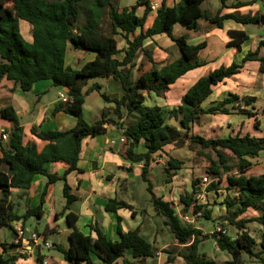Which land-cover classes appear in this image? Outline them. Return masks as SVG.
<instances>
[{"label": "trees", "instance_id": "obj_1", "mask_svg": "<svg viewBox=\"0 0 264 264\" xmlns=\"http://www.w3.org/2000/svg\"><path fill=\"white\" fill-rule=\"evenodd\" d=\"M115 1L117 0H0V87L5 78L13 80L15 88L19 87L23 91H30L37 81L52 80L54 86L65 88L69 96V100L57 106L54 112L63 110L77 119L76 124L66 130L32 128L33 135L43 141V144H38L36 139L26 140L24 126L13 105L0 109V116L13 123L9 130H5L9 139H0V230L5 227L13 228L15 221H23L25 228V222L30 217L42 219L49 186L62 181L66 205L61 215H66L67 225L71 229L70 246L56 244L55 247L69 264H95L94 257L100 258L105 264H115L119 259H123V264H136L137 261L156 257L159 250L142 234L141 225L125 231L122 226L123 218L118 216V240L110 239L98 227H93L97 233L93 237L79 229V215L71 210V205L79 200V196L71 192L68 176L75 171L84 172L79 167L83 140L105 134L107 126L113 125L121 129L126 139L125 159L142 164L141 178L147 183L151 205L164 217L165 224L183 247L181 250H165L169 254V263L181 256L187 264H217L213 258L200 252V244L205 239L212 238L221 250L231 255L232 259L228 264H246L245 255L264 264V173L248 175L253 165L250 158L264 150V138L252 134L206 138L192 133L193 125L199 121L202 113L233 111L255 118V126L259 129L261 121L260 112L255 107L256 97L241 98L237 94H229L208 109L203 108L202 104L212 94L214 85L241 72L246 61L258 59L261 69L264 70V57L260 56L264 39L255 51L248 52L242 63L222 65L201 76L186 91L181 104L169 112L170 118L177 120L178 125L168 123L162 106L146 103L147 95L153 93L165 97L178 78L204 64L199 57L207 43H189L186 35L174 34L175 25L197 30L202 19L219 27H223L226 19H234L244 25H259L264 24V13L241 14L235 11L222 14L220 10L212 15L202 7L206 0H180L174 6H168L164 0L156 11L152 25L147 27L152 11L149 1L138 0L136 5L123 9ZM221 1L224 7L227 0ZM251 3L238 1L233 7L239 8ZM140 4L146 5L143 14L138 12ZM106 9L111 21L108 29L102 28V14ZM21 21H27L32 26V40L26 39L22 34ZM159 34H166L181 52L179 58L163 67H158L152 52L146 48V41ZM117 35L125 39L124 49L119 47ZM229 35V45L237 49H241L242 44L250 39L244 30L232 29L229 30ZM71 46L75 50L95 53L96 57L80 69L73 68L66 61ZM140 52H144L152 64L135 79L133 71ZM98 77L117 80L122 88L121 97H112L102 91L103 85L98 82L88 87L89 81ZM86 87L88 88L85 90ZM93 91L100 92L107 103L115 104V118L108 117L103 112L102 117L94 123L86 120L84 105L87 95ZM262 113L264 114V109ZM133 114L136 117L132 122L119 124L127 115ZM196 144L202 149L213 151L205 154L210 161L207 173L214 178L218 177V180H214L208 189L218 191L226 177L227 189L239 191L238 196L228 202L229 206L236 207L225 218L237 227L238 233L235 237L228 234L225 228L206 234L194 224L185 222L177 213L174 204L154 190L149 172L152 163L157 161L154 160L155 156H163L168 146H188L193 149ZM139 147L145 148V151L138 152ZM227 150L233 153L236 161H230ZM200 154L203 153L200 151ZM61 161L68 164L64 173L50 171L48 163ZM183 165L182 160L170 157L166 172L180 169ZM37 175L48 178L41 201L38 206L29 207L25 213L19 214L15 211L12 200L13 191L30 189ZM112 177L109 175L108 179ZM199 182L200 178L194 179L192 191L181 196L183 212H192L211 219L212 210L197 203L195 198ZM123 208L132 211L133 217L141 212L146 214V209L138 211L133 204L119 198L108 199L105 206L109 212H117ZM250 209L258 211L259 215L254 218L242 217ZM251 221H257L263 226L260 242H257L248 229ZM6 245L2 243L3 251ZM24 256L25 254L6 257L0 252V264H15L19 257ZM39 261L44 264L41 254Z\"/></svg>", "mask_w": 264, "mask_h": 264}, {"label": "crops", "instance_id": "obj_2", "mask_svg": "<svg viewBox=\"0 0 264 264\" xmlns=\"http://www.w3.org/2000/svg\"><path fill=\"white\" fill-rule=\"evenodd\" d=\"M152 1L158 8L164 0ZM165 1L168 6H174L180 2V0ZM207 1L210 0H206L202 4L203 8ZM238 1H251L252 3L251 5L239 8L233 7L234 3ZM128 2L133 6L137 4L138 0H128ZM212 2L214 3L215 0ZM261 2H264V0H227L224 7L222 6L221 0H216L215 6L211 2L207 3H211V12L209 11V13L212 15L217 14L220 10H222V14L235 11L241 14H263L264 9L261 7ZM131 5L129 7H132ZM145 7V4H140L138 6V12L140 13L141 11L142 13L140 14H143ZM156 11L157 9H152L148 21L152 18L153 23L157 14ZM152 23L149 26H151ZM20 25L21 28L22 26L24 27V31L28 35L27 39L32 40V32L30 34L28 31L31 25L26 23L23 24L22 21ZM149 26L147 25V27ZM257 26L258 28L264 29V24H259ZM232 29L244 30L250 36V39L242 44L241 49L229 45L231 41L229 30ZM174 34L177 36L186 35L189 43L194 45L201 42L207 43L206 47L200 52V57L203 58L201 61H203L204 64L191 69L185 75L178 78L177 81L171 85L170 91H168L171 92L173 96L179 98L180 104L186 91L201 76L208 74L210 71L222 65L229 66L233 62L242 63L248 52L255 51L260 41L264 39V34H258L256 31H249L244 24L234 19H226L223 22V27H219L208 20L202 19L200 21V27L197 30L177 24L174 27ZM156 36L163 37L164 40L170 41V46L176 45L166 34H159ZM71 50L74 51L76 63H80V65L76 67L69 61V53L67 54L66 61L68 65L76 69L82 68L84 64L96 57L95 53L80 52L73 48ZM260 56L264 57V46L260 49ZM62 90L63 91H58L53 81L46 79L37 81L30 91H23L19 87L15 88L13 80L5 78L0 87V109L8 105H13L19 113L21 123L24 126L26 140L36 139L38 144H43V141L33 135L32 128H37L39 130H66L72 128L77 122L74 116L67 114L63 110L57 113L54 112L55 108L63 103L60 99V94L66 93V90L65 88ZM229 94H237L241 98L244 96L256 97L255 107L260 112L259 119L261 121L259 129L255 126V118L249 117L245 113L233 111L231 113H202L199 121L193 125L192 133L206 138H224L236 135L244 136L246 134L264 138V114L262 113L264 109V70L261 69V62L258 59L246 61L241 72L214 85L212 94L203 102L202 107L208 109L226 98ZM121 95L116 94V96L112 97H121ZM242 107L246 106L242 105ZM12 125L13 123L11 120L0 116V139L2 132L9 130ZM122 137L123 136L115 126L111 125L110 127L108 125L105 134L98 135L97 137H87L83 140L79 167L82 168L84 172L80 173L75 171L68 176V181L72 187L71 192L79 196V200L71 205V210L79 215L77 225L85 234H91L93 237H96L97 233L93 230V227H98L110 239L118 240V216H121L123 218L122 226L125 231L135 229L141 225L142 234L150 242L157 247L160 245L165 247L168 243L160 235V233L163 232L162 228L161 231L156 229L153 234L147 233L148 229L146 225H148L149 222L154 223L158 220L156 216L158 213L153 206L150 205L146 210L147 217L145 218H143L140 213H137L136 217H133L132 211L129 209L123 208L119 209L117 212H109L105 209L107 201L110 198L124 199L133 204L137 210L140 208V204L137 202V200L140 201V199H134L131 183L128 182L129 184L127 186L125 184L126 193H122L120 190L119 183L131 177L127 169L131 168L132 164V162L126 160L125 156H123L124 147L122 150V142L120 141ZM112 140H114L115 143L112 144ZM175 148L174 146H168L166 148L167 152L164 153V155L168 158L172 157L171 151ZM137 151H145V148L139 147ZM1 156L2 151L0 149V157ZM250 160L253 162V165L248 175L263 174L264 150L256 157L250 158ZM48 167L50 171L62 174L68 168V164L61 161L48 163ZM137 167L139 166L134 168L135 174H139L137 171L139 168ZM204 174L205 172L202 173V175ZM109 175L113 176L112 179H108ZM47 181L48 178L46 176L37 175L30 189H15L12 195L15 211L19 214H23L29 207L34 208L38 206ZM222 184L227 188L226 177L220 185ZM63 186L64 183L62 181L50 185L45 196L46 202L44 204L45 213L43 218L38 220L35 217H30L25 222L24 229L27 233L26 235L28 236L29 233L36 232L42 236L40 241L35 243L33 240H29L21 244H17L14 241L16 238V228L18 226L23 227V221H15L13 222V228L9 227L13 236L11 240L0 237V252H3L6 257L25 254L24 257H19L15 264H40V254L44 257V264H69L63 255L54 248L56 244H61L64 247L70 246V240L68 243L64 241V236H68L69 239L71 229L67 225L66 215H61L66 205ZM212 191L218 192L215 190ZM228 191L233 193V198L237 197L239 194V191L236 189ZM242 217L244 216L242 215ZM34 225L35 227H33ZM42 240L53 244L54 247L46 248L44 244L40 243ZM2 243L7 244L4 251ZM173 244L179 245L177 243ZM45 250H49L50 253L47 254ZM161 253L162 252L159 251L157 253V255H159L158 257L137 261L136 264H150L157 259L162 261L163 256H160ZM94 262L95 264H105L98 257H94ZM174 262L187 264L181 256H177ZM115 264H123V259H119Z\"/></svg>", "mask_w": 264, "mask_h": 264}, {"label": "rangeland", "instance_id": "obj_3", "mask_svg": "<svg viewBox=\"0 0 264 264\" xmlns=\"http://www.w3.org/2000/svg\"><path fill=\"white\" fill-rule=\"evenodd\" d=\"M213 0L207 1L211 2L213 5L216 3L212 2ZM205 3L204 9L208 12H211V3ZM115 4L120 8L123 9L124 7H129L131 4L128 0H117ZM132 6V5H131ZM215 6V5H214ZM261 7L264 9V2H261ZM140 13H142L140 11ZM23 24L30 25L27 21H22ZM152 23V18L149 19L147 25L149 26ZM111 26V21L108 15V9H106L102 14V28L108 29ZM249 31H256L258 34H264L263 28H258L257 25L247 24L245 25ZM22 34L27 39L28 35L24 31V27L21 28ZM31 34L32 26H29L28 30ZM117 39L119 40V47L124 49L126 47V41L121 35H117ZM170 41H166L163 37L155 36L152 39H148L146 41V48L152 52L153 57L155 58L158 67H163L174 60H176L180 55L181 52L178 49L177 45L170 46ZM72 49V48H71ZM82 52L81 50H79ZM203 59L200 57V60ZM69 61L78 67L80 63H76V57L74 55V51H69ZM151 62L149 58L146 56L144 52H140L136 58V65L134 67V78L136 79L141 72L148 70L151 67ZM205 75V74H204ZM98 82L103 85L102 91L107 92L111 96H116L122 94V88L118 81L113 78L104 79V78H95L89 81V86ZM86 87L85 90L88 88ZM63 88L57 87V90L63 91ZM169 94V95H168ZM148 105H160L163 107L165 114L168 119V123L173 125H178V121L174 118H170L169 112L172 108L177 107L180 104L179 98L173 96L171 92H168L165 97H159L156 94L147 95V102ZM85 108V118L89 123H94L98 119L102 117L103 112H106V115L111 118H115L116 115L114 113L115 104L114 103H107L100 92L93 91L92 93L87 95L86 103L84 105ZM136 115H127L124 120H120L119 124H126L130 123L135 119ZM111 127V125H109ZM116 127V126H115ZM118 131L123 136L121 129L116 127ZM121 149L123 150L124 143L121 144ZM200 151L203 154H200ZM199 152V153H198ZM213 151L211 149H202L198 144L194 145L193 149L185 146L183 148H175L171 151L172 157H175L179 160L184 162V165L180 169H172L170 173L166 172V168L168 166V157L164 156H155L154 161L151 165V170L149 172V177L151 178L154 184V190L165 197V199L171 201L174 204V207L177 213L182 217L185 222H190L194 224L196 227L200 228L204 233L210 234L214 231L221 230L225 228L232 237H235L238 233V229L235 225L230 224L226 221V216L232 214L236 205L229 206L228 202L233 201V193L229 192L225 185H219L218 192H211L207 193L203 204L207 206L210 210H212V217L211 219H207L200 214L195 215L192 212L184 213V205L181 201V196L185 195L186 193H190L192 191V182L194 179L201 178V176H205L206 171L209 167L210 161L208 157L205 155L207 153L211 154ZM230 157V161H236L235 156L229 150L226 151ZM124 156V155H123ZM213 156L216 157V154L213 153ZM141 163H132L131 168L127 169L130 173V179L122 180L119 183L120 190L122 193H126L125 184L126 186L131 183V190L132 194L135 198H139L137 202L140 204V208L138 211L146 208V210L150 207V193L147 190V183L144 182L141 178ZM139 166L137 171L139 174H135L134 168ZM202 175V173H204ZM171 174V175H170ZM225 177V176H224ZM211 179L214 178L211 176ZM129 182V183H128ZM121 184V185H120ZM197 198V197H196ZM136 202V203H137ZM152 206V205H151ZM143 218L147 217V214L140 213ZM259 215V212L253 209H250L246 212L243 216L248 218H254ZM158 220L154 223L149 222L147 227V233L153 234L156 229L163 232L160 235L164 238V240L168 243L167 246L162 247L156 246L159 251H161V255L163 256V260L157 259L156 261L151 262L150 264H179V262L169 263L167 261L168 253L165 251L166 249L177 248L181 250L183 247L181 245H175L173 243H177V239L175 238L174 234L170 231L169 227L164 222V217L160 214L156 215ZM147 223V222H146ZM35 227V225L33 226ZM248 229L251 234L257 239V242H260L263 226L257 221H251L248 223ZM0 237L6 238L7 240H11L13 238L12 232L8 227L3 228L0 231ZM57 240V239H56ZM64 241L66 243L69 242L68 236H64ZM54 247V246H53ZM51 247V248H53ZM56 248V247H54ZM259 248V245L256 247ZM48 254L50 253L49 250H45ZM53 252V251H52ZM200 252L202 254H206L207 257L213 258L217 264H228L231 261V255L221 250L216 241L212 238L205 239L200 244ZM175 254H171L173 256ZM157 255L156 257H158ZM165 256V257H164ZM246 260V264H260V262L256 258H250L247 255L244 256ZM165 261V262H164ZM183 264V263H182Z\"/></svg>", "mask_w": 264, "mask_h": 264}, {"label": "built area", "instance_id": "obj_4", "mask_svg": "<svg viewBox=\"0 0 264 264\" xmlns=\"http://www.w3.org/2000/svg\"><path fill=\"white\" fill-rule=\"evenodd\" d=\"M150 2V5L152 7V9L156 10L158 9L156 4L152 1V0H147ZM60 99L63 102H67L69 100V96L66 93H61L60 94ZM1 137L4 141H7L9 139V134L7 132H2ZM120 141L122 143H124L126 141V139L124 137H122L120 139ZM111 143H115L114 140L111 141ZM214 178V177H213ZM214 180H218V177H215ZM213 179H211V176L209 175H205V176H201L200 178V182L197 184V194L195 196L197 203L199 204H203L204 202V198L206 196L207 193H211V191L208 189V186L214 181ZM26 231L22 226H18L16 228V238H15V242L17 244H21L25 241H29V240H33L35 243H37L38 241H40L42 239V236L39 235L36 232L33 233H29V235H26ZM41 244H44L46 248H51L53 247V244L46 242L44 240H42L40 242Z\"/></svg>", "mask_w": 264, "mask_h": 264}]
</instances>
